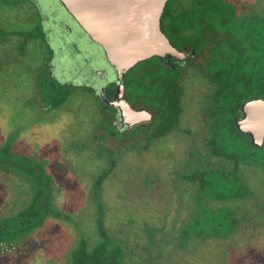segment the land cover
<instances>
[{
	"label": "flooded vegetation",
	"instance_id": "af4514ba",
	"mask_svg": "<svg viewBox=\"0 0 264 264\" xmlns=\"http://www.w3.org/2000/svg\"><path fill=\"white\" fill-rule=\"evenodd\" d=\"M141 4L168 46L123 67L0 0V264H264V0Z\"/></svg>",
	"mask_w": 264,
	"mask_h": 264
},
{
	"label": "water",
	"instance_id": "95a60500",
	"mask_svg": "<svg viewBox=\"0 0 264 264\" xmlns=\"http://www.w3.org/2000/svg\"><path fill=\"white\" fill-rule=\"evenodd\" d=\"M61 1L114 65L128 67L168 46L158 28V14L149 17L142 10V0H111L101 5L93 0Z\"/></svg>",
	"mask_w": 264,
	"mask_h": 264
},
{
	"label": "rangeland",
	"instance_id": "374dc122",
	"mask_svg": "<svg viewBox=\"0 0 264 264\" xmlns=\"http://www.w3.org/2000/svg\"><path fill=\"white\" fill-rule=\"evenodd\" d=\"M78 159V157H75V159H74V161H76ZM72 204V208L75 210L76 209V215H79V213L80 212H82L83 211V209L85 208V207H82L78 202H74L73 201V203H71ZM70 205V204H69ZM86 209V208H85ZM66 212H68V211H66ZM74 215V214H73Z\"/></svg>",
	"mask_w": 264,
	"mask_h": 264
}]
</instances>
